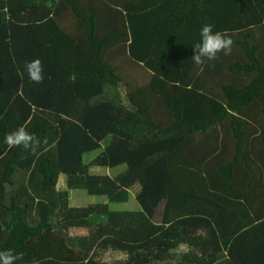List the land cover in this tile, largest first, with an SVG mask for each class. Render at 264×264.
<instances>
[{
    "label": "trees",
    "instance_id": "trees-1",
    "mask_svg": "<svg viewBox=\"0 0 264 264\" xmlns=\"http://www.w3.org/2000/svg\"><path fill=\"white\" fill-rule=\"evenodd\" d=\"M205 24L233 45L197 66ZM35 59L41 83L24 71ZM19 127L31 151L4 142ZM134 187L139 211L110 209ZM72 190L106 202L70 206ZM4 251L14 264H264V0H0Z\"/></svg>",
    "mask_w": 264,
    "mask_h": 264
},
{
    "label": "clouds",
    "instance_id": "clouds-1",
    "mask_svg": "<svg viewBox=\"0 0 264 264\" xmlns=\"http://www.w3.org/2000/svg\"><path fill=\"white\" fill-rule=\"evenodd\" d=\"M199 36V41L192 47L193 55L191 59L195 65L202 66L206 61H214L219 53L224 55L231 53L233 40L225 33L214 32L211 24L203 25ZM24 71L33 83H41L44 79V68L39 59L26 62ZM4 142L9 148L21 147L26 151H31L38 140L34 134L29 133L24 127H19L8 133L4 138ZM0 264H14L12 254L8 251L0 252Z\"/></svg>",
    "mask_w": 264,
    "mask_h": 264
},
{
    "label": "rangeland",
    "instance_id": "rangeland-1",
    "mask_svg": "<svg viewBox=\"0 0 264 264\" xmlns=\"http://www.w3.org/2000/svg\"><path fill=\"white\" fill-rule=\"evenodd\" d=\"M222 135V134H221ZM223 137V136H221ZM104 145V143H103ZM99 154V151H96L93 155L96 156ZM125 170L124 166H118L112 169H102L98 168L94 170V174H107L110 177H115L122 173ZM58 190H64L65 189V181L64 178L60 177L58 179V184H57ZM137 191V187H134L133 189L130 190V195L128 197V201L122 204H109L111 210H118V211H139V205L135 200V193ZM100 202H106V200L103 197H89L87 196L83 191H75L72 190L69 193V204L70 206L73 207H84L89 204H95V203H100ZM106 220L105 215H92L90 217L91 223H104ZM87 229H82V228H71L68 231L69 237H72L74 239H83L87 236L88 234ZM101 256V259L109 262V263H115L116 261L119 260H124L125 255L114 252V251H106L103 253H99Z\"/></svg>",
    "mask_w": 264,
    "mask_h": 264
}]
</instances>
